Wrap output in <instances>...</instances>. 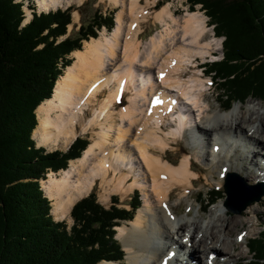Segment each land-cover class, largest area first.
<instances>
[{
  "label": "bare ground",
  "instance_id": "1",
  "mask_svg": "<svg viewBox=\"0 0 264 264\" xmlns=\"http://www.w3.org/2000/svg\"><path fill=\"white\" fill-rule=\"evenodd\" d=\"M80 1L36 0L35 5L49 11ZM141 1L110 0L119 6L113 29L71 53L72 63L56 80L50 98L35 109L38 124L32 136L40 145L57 146L77 133L94 134L80 157L40 180L41 188L56 220L70 219L74 202L97 183L103 199L142 190L134 218L116 226L126 251L123 262L98 264H193L191 259L197 264H240L241 244L229 238L240 217H226L220 201L205 221L201 214L180 215V203L187 202V210L192 205V188L200 179L193 168L197 161L202 164L196 168L206 170L204 177L217 186L232 172L251 181L264 179L250 168H264L260 150L244 152L239 144L243 139L264 149V107L249 102L221 112L208 97L210 79L198 70V59L219 45L215 36L207 35L205 16L188 11L177 17L168 3L152 14L147 6H156L155 1ZM150 13L163 27L142 42L141 23ZM185 132L189 146L181 144ZM175 150L180 152L178 164L167 154ZM244 157L248 163L239 166ZM259 204L239 215L246 216L250 227L262 215ZM187 241L195 252L182 248ZM205 252L206 258H200Z\"/></svg>",
  "mask_w": 264,
  "mask_h": 264
},
{
  "label": "trees",
  "instance_id": "2",
  "mask_svg": "<svg viewBox=\"0 0 264 264\" xmlns=\"http://www.w3.org/2000/svg\"><path fill=\"white\" fill-rule=\"evenodd\" d=\"M185 1L190 11L200 4L214 34L224 38L221 59L206 64V73L222 86L224 109L250 95L263 96L264 0ZM23 7L28 4L21 0H0V264L119 261L124 251L115 227L133 219L140 206L138 192L129 209L119 207L114 195L105 207L90 192L73 204L69 227L55 221L40 180L80 157L88 141L77 137L67 150L48 152L32 138L38 124L35 109L50 98L72 63L70 54L84 40L96 38L103 26L111 28L113 16L95 13L75 35L63 37L71 23L70 7L37 12L33 5L26 22ZM217 194L208 192L206 206L221 198ZM261 231V237L247 243L252 256L245 264H264Z\"/></svg>",
  "mask_w": 264,
  "mask_h": 264
},
{
  "label": "rangeland",
  "instance_id": "3",
  "mask_svg": "<svg viewBox=\"0 0 264 264\" xmlns=\"http://www.w3.org/2000/svg\"><path fill=\"white\" fill-rule=\"evenodd\" d=\"M21 1H22V3L24 2V5L28 4L27 8L23 7V10H24V12L26 14V18H25L24 22H26L28 20V18L30 17V15H29L30 14L29 13L30 12L29 11L30 8H33V5H31V4H33V3L35 4L36 0H35V2H34V0L33 1L32 0H21ZM153 1H155L154 3H155L156 6H153V7L152 6H147V8L149 9V12H151V13L157 11L158 9H160L162 6L166 5L167 3L169 5V11H171L177 17L185 16L186 12L190 11L188 3L185 0H153ZM141 5H145V0L141 1ZM67 7L71 8V23L67 26V33L65 34V36H67V35H75L77 33L80 25L88 23L92 19V17L94 16L95 13H97V14L101 13L103 16L112 14L113 23L111 25V28H107V27L103 26L98 31V36H101L102 34H106L107 35V34H109V32L113 29V27L115 25L116 13L119 10V6L113 5L112 2H110V0H81L80 2H70L69 4H64L63 6H58L56 9L64 10ZM33 9H35L37 12L38 11H47V10H39L38 6H37V9L36 8H33ZM56 9L54 8L52 10H56ZM192 11H199L205 16V22H206L207 27H208L207 35L208 36H212V35L215 36L218 39V42H219V45H217L216 49L214 50L215 58L217 60L221 59V57H222V40L224 39L223 36H219L218 37V36H216L214 34L213 24L210 23L209 17L201 9V5L200 4L195 5L194 6V10H192ZM74 12L77 13L76 18H74ZM151 13H150V17L148 18V20L144 21L143 23H141V30L139 31L138 37H139V40H141L142 42H144L146 39H148V37L151 34L157 33L163 27V24L161 22L154 21L153 17H151ZM65 36H63V37H65ZM91 38H93V37H91ZM85 41H88V40H84L83 41L81 49L83 48V46L85 44ZM70 58H72L71 54H70ZM198 60H199L198 61L199 62L198 70L206 72L207 71V65L206 64H208L209 62H204V61L205 60L207 61L208 59L207 58L206 59L205 58L204 59L199 58ZM204 76H206L207 79L208 78L210 79V83L208 81V85H207V87L209 86V88H210L209 92H208V94H209L208 97H209L210 101L221 112H226V111L232 109L235 105H240L241 107L245 108V106L249 102L251 104H262V106L264 107V95L263 96H259V98L256 97V96L250 95L242 102H234L229 109L225 110L224 106L222 104V101L220 100V96H221V93H222L221 84L220 83L216 84L217 81H215L211 77V75L208 74V73H206V75H204ZM255 107H256V105H255ZM187 131L189 133V130H187ZM188 133L185 132V134H186L185 137L186 138L184 137L183 141H181L182 145H185V146L188 145L189 146L188 138H187L189 136ZM77 137L86 139L88 141V144H89V143H92V141L94 139L93 138L94 134H93L92 131H87L85 133H77L76 136L74 137V139L71 142H67L66 144L65 143L64 144L60 143L57 146L40 145L32 136V138L36 142V145L44 147L45 150L48 151V152L49 151H53V150H61V151L67 150ZM185 139H187V141ZM243 141H245V140L240 139V143H239V144H241L240 145V149H242L244 152H247L248 148H249V151H253L255 149L260 150V155L258 156V160H262V163H263V160H264V151L263 150L264 149L262 150L261 146L259 144H251V143L247 144V143H245ZM230 151L235 156H238L240 154L239 151H235V150L234 151L230 150ZM167 154H168V156H172V155L175 156L177 159L174 160V163L178 164V162L180 160V157H179L180 152H179V150L168 151ZM175 154H177L178 156L175 155ZM72 160H75V159H72ZM248 161H249V157H248L247 160L244 157V159H242V161L239 160L237 163H238L239 166H241V165H243L244 162L248 163ZM69 163H70V160H69L67 166L69 165ZM199 164L201 165L202 163L200 161H197V165L198 166H199ZM197 165L194 164L193 168L197 172L200 173L199 174L200 175V179H198L199 181L197 180L195 182V184H194V186L192 188L193 196L190 197V202H191L192 205L190 206L189 210H187V207H188L187 202L182 201L180 203V209H181L180 215H185L186 213H189L190 214L189 216L193 217L195 214H201V216L204 218V220L208 221L209 220V211L211 210V208L214 205H216L217 203H219L221 201L222 202V206H223V209L221 210V213L224 214V212H227L228 215H225V216L228 217V218H232V217H235V216H238V218L240 217L241 221L236 224L237 226L235 225L234 227L231 228V232L229 234V238H231L233 240H236V241L240 242V244H241L240 248L243 251L244 255L242 256V258L240 260V264L248 263V260H250L252 254H251V252L248 249L247 243H248L249 239L251 237H253V236H260L261 237V232H262L261 230L264 231V195L259 200L260 204L256 208L258 210V212H260L262 215L260 216L258 221L253 218V222L254 223H252V225L250 227L245 222L246 216H239V215L244 213V210L248 206L239 214L231 212L225 206L226 195L223 192V185H224V182H225V179H226L227 175H225L223 177V180H222V183L220 184V186H217L209 178L204 177V172L206 170H204V171L198 170L196 168ZM67 166H66V168H67ZM250 168L256 169L258 174H264V168H262L261 166H258V168H257L255 166L250 165ZM60 170H62V169H60ZM58 171H56V172L49 171V173L56 174V173H58ZM232 173L233 174H237L238 176H240L247 186H250V185L255 186L257 184H263L264 185V179L262 181H253V180L251 181L249 179L247 180L242 175V173H238V172H236V173L232 172ZM46 177H47V175H46ZM211 190H216L218 192L217 196H221V198H219L214 204L206 206V204L204 202V198H206L208 196L207 194ZM134 191L138 192L139 199H140L139 204L141 206L143 195H142V190L140 188H138V187L134 188L133 191H131L129 193H126L125 195H120L118 193H113V194H111L109 196L108 199H103L102 198V190L100 189V187H99V185L97 183L96 185H94V187L87 194H89L90 192H94L96 197H97L98 202H100L105 207H108L111 204V201H112L111 200V196L114 195V196H116L117 205L119 207H124L126 209H129L130 208V204L129 203H130V201H131V199L133 197ZM86 195H83V196H86ZM175 196H176V194L173 195L172 197L175 198ZM47 198L49 199L48 196H47ZM256 202H253L252 204H254ZM50 205H51V202H50ZM202 207H203V209H202ZM51 209H52V205H51ZM136 210H135V213H136ZM51 213H52V211H51ZM135 213H134V215H135ZM52 216H53V214H52ZM133 218H134V216H133ZM54 220L55 221H61V220H56V219H54ZM62 220L65 221V223L67 224L68 227L72 224L71 216H70V219H62ZM128 221H130V220H128ZM128 221H123L120 225L127 224ZM250 228H252V231L248 232V230ZM115 230H116V227H115ZM116 233H117V230H116ZM116 233H115V237L120 242V244L122 246V249L124 251V255H125L126 251H125V249L123 247L122 241L116 236ZM184 243H185V241H184ZM184 243L182 244V248L186 249L187 251L188 250L191 251V253L196 251L194 249V246H192V243H193L192 241H187L186 244H184ZM198 254H199V252H198ZM210 255L211 254H208V259H210L209 258ZM201 256H202V258H203V256H204V258H206V252L203 255H200V258H201ZM123 260H124V256L119 261L123 262ZM191 260L193 261V264H197L196 262H194V259H191ZM170 264H174V263H170Z\"/></svg>",
  "mask_w": 264,
  "mask_h": 264
},
{
  "label": "water",
  "instance_id": "4",
  "mask_svg": "<svg viewBox=\"0 0 264 264\" xmlns=\"http://www.w3.org/2000/svg\"><path fill=\"white\" fill-rule=\"evenodd\" d=\"M223 192L226 195L225 206L227 209L239 214L247 206L262 198L264 195V185L247 186L240 176L229 173L223 185Z\"/></svg>",
  "mask_w": 264,
  "mask_h": 264
}]
</instances>
